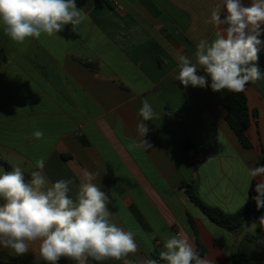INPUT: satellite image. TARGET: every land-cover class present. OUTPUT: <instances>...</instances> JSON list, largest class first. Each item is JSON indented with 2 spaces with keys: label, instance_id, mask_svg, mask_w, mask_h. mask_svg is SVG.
I'll list each match as a JSON object with an SVG mask.
<instances>
[{
  "label": "crops",
  "instance_id": "obj_1",
  "mask_svg": "<svg viewBox=\"0 0 264 264\" xmlns=\"http://www.w3.org/2000/svg\"><path fill=\"white\" fill-rule=\"evenodd\" d=\"M219 3L76 0L89 18L76 32L69 24L57 35L22 44L0 26V169L9 172L5 163L19 166L30 180L43 159L50 182L73 181V198L83 172L97 174L94 183L111 201V221L134 233L138 249L129 259H156L166 239L182 235L196 250L200 242L211 264L223 263L234 251L247 264H264V244L257 243L264 239V211L232 232L212 222L183 187L192 184L203 203L235 213L261 179L250 178L248 167L264 166V78L244 91L252 114L246 131L251 147L243 146L226 120L230 92L185 88L175 80L176 57L194 60L199 40L214 39L209 19ZM226 15L222 9L221 19ZM258 56L264 73V48ZM144 99L161 113L145 122L143 139L151 148L141 145L135 129ZM37 130L42 139L32 135ZM252 222L258 225L255 235L246 229ZM32 247L24 255L0 247V260L15 256L19 264H47L38 243ZM58 264L76 262L62 258Z\"/></svg>",
  "mask_w": 264,
  "mask_h": 264
},
{
  "label": "clouds",
  "instance_id": "obj_2",
  "mask_svg": "<svg viewBox=\"0 0 264 264\" xmlns=\"http://www.w3.org/2000/svg\"><path fill=\"white\" fill-rule=\"evenodd\" d=\"M227 15L221 19V10ZM89 18L76 0H0V26L15 43L27 38L39 39L63 31L65 25L78 26ZM209 23L215 28L214 39H201L196 45L194 60L185 55L176 57L178 80L185 88L189 85L213 92L227 90L242 93L249 83L264 78L258 67V54L264 48L259 37L264 34V0H221L212 10ZM198 70L204 75H198ZM135 129L140 143L146 148L151 144L143 139L149 129L146 121L160 119L147 99L138 111ZM43 138V131L32 133ZM38 170L26 180L19 166L6 172L0 169V247L16 255H24L38 243L39 258L47 264H58L63 258L86 264L87 258L102 262L108 259L122 264H159L152 258L132 260L129 254L137 252L134 233L125 231L110 219L107 205L109 196L94 183L97 174L83 172L75 198L69 195L72 180L50 182L43 173L44 160L37 161ZM248 176L260 177L255 184L253 197L257 210L264 208V166L248 167ZM251 183H249L250 187ZM247 199V193L245 201ZM257 223L246 226L255 235ZM259 227L264 229V215L259 217ZM264 244V239H257ZM159 253L167 264H211L201 258L187 236L172 235L164 242Z\"/></svg>",
  "mask_w": 264,
  "mask_h": 264
},
{
  "label": "trees",
  "instance_id": "obj_3",
  "mask_svg": "<svg viewBox=\"0 0 264 264\" xmlns=\"http://www.w3.org/2000/svg\"><path fill=\"white\" fill-rule=\"evenodd\" d=\"M202 75H204L202 71ZM210 86V80H209ZM224 107L226 109V120L238 139L241 141L243 146L251 147V143L249 142L246 131L251 123V112L248 106V99L245 92L242 93H230L225 101ZM1 160V159H0ZM7 169L12 171V167L5 163ZM25 178L28 177L26 173ZM255 184L254 181L249 189V199L244 207H242L239 211L235 213H226L218 208L210 207L203 203L201 199L195 194L194 188L192 184H184L183 187L186 189V192L190 199L201 209V211L215 224L218 226L236 232L241 229L246 221L252 218L258 217L263 211L264 208L257 210L255 201L253 199L254 196L257 195L255 192ZM192 226L195 228L193 221H191ZM245 239H252L251 236L247 235ZM201 258L204 257L206 253L205 247L198 242L197 250H196ZM157 261H160V258H156ZM0 264H19L18 258L15 256H11L9 259L0 260ZM86 264H112L109 260H105L102 262H97L92 260L91 258H87ZM221 264H247V260L242 258L237 251H234L223 263Z\"/></svg>",
  "mask_w": 264,
  "mask_h": 264
},
{
  "label": "water",
  "instance_id": "obj_4",
  "mask_svg": "<svg viewBox=\"0 0 264 264\" xmlns=\"http://www.w3.org/2000/svg\"><path fill=\"white\" fill-rule=\"evenodd\" d=\"M192 153L194 154L195 152L193 151V152H191V156H192Z\"/></svg>",
  "mask_w": 264,
  "mask_h": 264
}]
</instances>
